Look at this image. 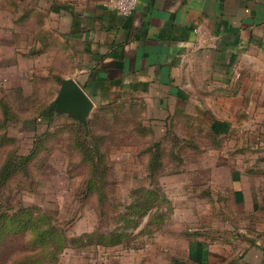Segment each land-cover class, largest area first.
Masks as SVG:
<instances>
[{
    "label": "rangeland",
    "instance_id": "rangeland-1",
    "mask_svg": "<svg viewBox=\"0 0 264 264\" xmlns=\"http://www.w3.org/2000/svg\"><path fill=\"white\" fill-rule=\"evenodd\" d=\"M33 3L0 0V170L31 156L0 179V264L236 261V233L254 219L247 195L233 191L257 165V114L226 115L221 98L202 121L153 120L143 103L121 100L91 113L82 141L64 116L44 118L57 83L33 75L43 62L30 57L37 19H20Z\"/></svg>",
    "mask_w": 264,
    "mask_h": 264
},
{
    "label": "crops",
    "instance_id": "crops-1",
    "mask_svg": "<svg viewBox=\"0 0 264 264\" xmlns=\"http://www.w3.org/2000/svg\"><path fill=\"white\" fill-rule=\"evenodd\" d=\"M33 1L20 19H37L30 57L43 62L32 71L57 83L53 100L72 79L93 102L91 113L132 100L153 120L202 121L225 98L226 115L257 114V165L242 171L243 187L233 191L249 198L254 220L237 231L241 253L230 264H264V0H140L128 17L107 9V0ZM213 122L206 125L217 135ZM234 177L230 168L231 186Z\"/></svg>",
    "mask_w": 264,
    "mask_h": 264
},
{
    "label": "water",
    "instance_id": "water-1",
    "mask_svg": "<svg viewBox=\"0 0 264 264\" xmlns=\"http://www.w3.org/2000/svg\"><path fill=\"white\" fill-rule=\"evenodd\" d=\"M93 107L91 99L72 79H64L50 111L58 116L65 115L72 121L85 125Z\"/></svg>",
    "mask_w": 264,
    "mask_h": 264
},
{
    "label": "trees",
    "instance_id": "trees-1",
    "mask_svg": "<svg viewBox=\"0 0 264 264\" xmlns=\"http://www.w3.org/2000/svg\"><path fill=\"white\" fill-rule=\"evenodd\" d=\"M121 102L119 103H116V102H112V103H108V104H105V105H102V106H99L97 109L98 110H109L110 107L112 106H115V105H118L120 104ZM131 103V102H130ZM3 109L5 110V116L8 118H10V113H9V109L7 107V105L3 104ZM9 113V114H8ZM52 113L46 111L45 112V117L47 120L51 119L52 118ZM69 126H72L73 128H75L77 130V132L79 131H83L84 134H82V138L81 140L83 141L85 139V136H86V132H87V126H88V123H86L85 125H77L73 122H69L67 123ZM157 146V145H156ZM31 159V156L30 155H27V156H17V155H13L12 157H10L8 160L5 161V163L3 164L2 168L0 171H2L1 175H0V179H2L3 181L8 179L9 176H11V173L14 171L15 167L13 166L14 165V162L15 161H20L21 163H25L27 162L28 160ZM155 160V159H154ZM152 160V163L153 161ZM4 173V174H3ZM0 182V184H3L4 182ZM197 258L200 259L201 257V252L197 253Z\"/></svg>",
    "mask_w": 264,
    "mask_h": 264
},
{
    "label": "built area",
    "instance_id": "built-area-1",
    "mask_svg": "<svg viewBox=\"0 0 264 264\" xmlns=\"http://www.w3.org/2000/svg\"><path fill=\"white\" fill-rule=\"evenodd\" d=\"M140 0H107L105 7L122 17L130 16L136 9Z\"/></svg>",
    "mask_w": 264,
    "mask_h": 264
}]
</instances>
